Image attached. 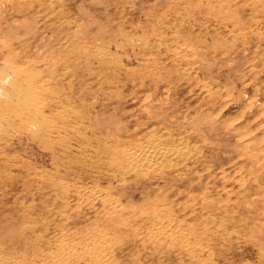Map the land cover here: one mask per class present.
Instances as JSON below:
<instances>
[{
	"label": "rangeland",
	"instance_id": "374dc122",
	"mask_svg": "<svg viewBox=\"0 0 264 264\" xmlns=\"http://www.w3.org/2000/svg\"><path fill=\"white\" fill-rule=\"evenodd\" d=\"M7 62L43 118L0 120L6 258L264 264V0H0ZM149 141L190 152L132 170Z\"/></svg>",
	"mask_w": 264,
	"mask_h": 264
},
{
	"label": "bare ground",
	"instance_id": "6f19581e",
	"mask_svg": "<svg viewBox=\"0 0 264 264\" xmlns=\"http://www.w3.org/2000/svg\"><path fill=\"white\" fill-rule=\"evenodd\" d=\"M7 64H8L7 68H5V69H7V70L9 69L8 74H9L10 78H8V79L6 78V80L3 81L2 85H3L4 90L7 93H10L11 96L9 99H6L7 93L0 92V96H1L0 97V120L2 119V121L5 122L6 125H8L7 120H9L8 119L9 110L7 109V106L11 103H14L18 97H21V101L18 102L17 107L14 108L15 110H21L22 113L27 114V116H25V117H29L31 120H38L39 118H43V117H41V114H40L41 112L37 108V105L40 104V101L42 100V98L40 97L39 94H37L35 92L36 90L35 91L33 90V88H31L29 86L22 88V86L20 85L21 74L18 73L19 70L15 67L16 64L15 63H8V62H7ZM12 94H14L13 97H12ZM11 97H12V99H11ZM157 140H158V138H157ZM162 144L163 143L160 144V143L154 142V141H149L147 144L143 143V145H141V144L139 145V143H138V145L134 144L135 146L127 148L124 150V156L128 159L127 161L130 164H133V165H131L134 168V169H132V167H131L132 170H135V169H139V170L140 169H147L148 170V169H157L156 167H159V159L163 155L182 156L184 153L186 154L187 152H190V151H188V149L182 150L183 148L180 149V147L179 148H177V147H163L164 145H162ZM143 171H145V170H143ZM98 195H99V193H98ZM109 205H110V207H112L114 209L113 210L114 213L122 212L124 210V208L120 204H117L113 201L109 202ZM159 215H160V213H159ZM157 217H158V215H157ZM161 219H162L161 216L158 217V221H159L158 224L159 225H161L163 223ZM160 228H162V227L160 226ZM99 229H101V228H99ZM163 232L168 233V236H171L172 238H175L178 236V234L174 230V228L164 227ZM104 236H101V237L96 236L97 238L91 239V241L93 240V245H91L92 250H90L89 252L92 255L98 253L99 262L100 263L103 262V264H108L107 260L109 259V253H110L109 247H110V245L108 244L109 238L106 239ZM0 248H1V244H0ZM70 248H71V246H70ZM70 248H67L64 246L62 248L61 252L57 255H55V252H52V253H54L55 256L53 255V256H51V258L55 257L54 260H56L58 262L59 261L65 262V261H68V259L71 258L73 255H76V254L78 255V253L80 252L77 249L75 251V250H73V248H71V249ZM77 251H79V252H77ZM102 252H105V253L102 254ZM2 253H4V252L0 250V264H22V263H18V261H16V260L6 258V256H4ZM56 261H55V263H56Z\"/></svg>",
	"mask_w": 264,
	"mask_h": 264
}]
</instances>
